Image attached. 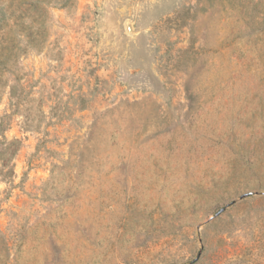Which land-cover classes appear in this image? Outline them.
I'll list each match as a JSON object with an SVG mask.
<instances>
[{
    "label": "rangeland",
    "instance_id": "374dc122",
    "mask_svg": "<svg viewBox=\"0 0 264 264\" xmlns=\"http://www.w3.org/2000/svg\"><path fill=\"white\" fill-rule=\"evenodd\" d=\"M7 113L0 264H264V0H0Z\"/></svg>",
    "mask_w": 264,
    "mask_h": 264
},
{
    "label": "trees",
    "instance_id": "16d2710c",
    "mask_svg": "<svg viewBox=\"0 0 264 264\" xmlns=\"http://www.w3.org/2000/svg\"><path fill=\"white\" fill-rule=\"evenodd\" d=\"M1 65H7L4 64ZM11 99H15V103L12 105L15 107V111H18L20 106L22 105V100L26 98V95L24 93H21L19 95L15 94L13 91H11L10 94ZM12 113L5 114L3 117L0 118V133L3 135V132L5 131V126L7 123L11 121ZM22 146V142L19 140H12L9 141L5 136H3V140H0V177L4 179H10L14 176V164L13 161L19 152L20 148Z\"/></svg>",
    "mask_w": 264,
    "mask_h": 264
}]
</instances>
